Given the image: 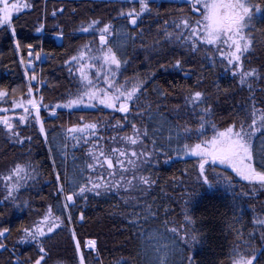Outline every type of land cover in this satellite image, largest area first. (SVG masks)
Listing matches in <instances>:
<instances>
[{
	"label": "snow or ice",
	"instance_id": "6c2138e0",
	"mask_svg": "<svg viewBox=\"0 0 264 264\" xmlns=\"http://www.w3.org/2000/svg\"><path fill=\"white\" fill-rule=\"evenodd\" d=\"M133 5L125 11L121 8L118 17L127 20L133 29H138L139 24L145 15H151L155 0H126ZM175 4L186 5L188 11L183 8L178 11L181 15L173 19L171 24L167 19L163 22V28L159 30L163 38V43L176 45L184 50L180 58H175L174 62L160 63L159 68L167 71L169 68L182 72L185 77L190 76L191 70L186 69L187 59L184 57L188 53L197 54L203 51L204 58L213 67L216 64V57L209 53L214 49L219 54L220 61L224 64L226 72H230L233 78L238 77L241 87L247 86L252 95L249 98L250 110L246 111L243 118L239 114L226 126L218 127L212 120L215 107L210 102L211 96L201 89L202 79L197 78L195 85L181 87L184 93V104H177L174 108L177 121L181 118V109H186L190 114L198 118V125L192 127L187 122L181 126L178 122L172 124L167 121L163 113H149L150 120L162 121V126L167 125L170 131L175 132V141L178 144L176 149L171 148L173 136L169 135L167 149L164 144L157 142L155 138L151 143V149L144 143L143 137L149 135L147 129L143 131L134 122L135 117H142L145 105L141 103L142 97L147 91L146 85L150 78H155L157 73H150L149 79L140 77H120L126 71L128 60L125 58L124 46L119 40H111L112 36L122 35L124 39L135 42L136 33H117L114 25L109 21L101 19H91L82 22L77 31L82 33H92L96 40L83 44L74 55L64 61L70 76L77 81V91L71 94L66 102L54 105L49 115L56 116L57 108L73 109L80 107L96 108L98 105L113 112L124 114L121 120H117L113 129H121L125 124H129L132 130L131 135L113 136V142L119 141L122 147H112L107 152L102 148H97V153L89 152L93 163L87 164L89 175H83V169L79 173L62 174L56 171L55 160H53V172L55 173V185L58 193L57 203L49 204L38 219L32 221L30 225L24 226L19 231L20 237L16 244H32L35 247V256H30L25 260H20L16 253V245L11 249L0 239V251H7L16 259L10 264H48L51 258V249L47 246V241L53 239L59 231L68 230L70 239L74 245L76 264H103L99 256L97 241L95 239L81 240L77 236L74 225L85 220V214L78 209L77 201L82 199L85 202L89 199V194L94 197L108 196L116 194L120 196L126 207L133 209L141 208L143 211H132L129 214L128 223L130 227L138 228V236L143 246V255L146 264H174L172 257L179 252L183 254L184 249L181 243L188 249H193L204 239V234L196 227V220L189 214L187 206L194 201V198L201 193L197 188L186 189L184 199L185 208L183 210V222L178 226L169 227V221L165 219L161 227H152L147 230L141 226V220L147 223L149 219H155L157 213L152 210V204H141L142 197H147L156 180L151 174L144 175L147 171L144 165H151L153 161L156 165L160 163L159 157L163 155L164 164L173 159L170 152H175L178 156L196 158V184L201 188H206L213 192L220 188L232 195L235 201L240 196H248L249 192H236V185L232 177L225 173L217 172V166H224L231 169L240 181L251 186V194L258 190L264 191V149L257 151L254 146V138L257 133L264 137V100L259 101V106L253 91V82L264 79L260 71L255 67H245V62L252 55L254 48L255 29L254 18L257 13L264 12L261 4L253 0H170ZM47 3V0H45ZM138 4L139 8L135 7ZM33 7L27 0H0V28L10 30L13 38L16 36V29L13 26L14 14L22 9ZM75 11V10H73ZM63 14L64 8L53 9L52 17ZM156 16H160L159 5L156 6ZM41 23L36 28V32L44 30ZM172 28V31L168 29ZM52 35L57 40L66 38L62 27L57 26ZM139 35L143 37V29L139 30ZM98 42V47H92ZM146 50L156 49L161 46V39H155L151 45L145 41L142 45ZM28 55L33 56V45H27ZM20 42L16 41V49L19 50ZM175 51V49H173ZM40 52L35 53V59L39 60ZM24 61L21 60V64ZM31 64V61H29ZM203 67V65L201 66ZM25 78L28 80L26 96L11 100V108H0V113L15 112L22 109V114L18 116L0 115V125L8 136L9 142L23 145L25 142L31 143V136H23L18 129L20 125H26L29 117H32L36 125H39V132L44 136L45 142L48 137L45 132L44 121L41 118V106L43 97L39 100L33 95L32 81L37 80L35 70L29 75L25 70ZM42 83V81H40ZM173 87V91H175ZM15 92V89L12 90ZM226 89H220L217 85V95L226 94ZM160 97L167 98L169 93L157 90ZM9 96V92L0 89V99ZM87 100V103L85 102ZM46 109L47 105H43ZM151 108V105H147ZM159 108V105H157ZM136 110L133 115V110ZM129 116H133L130 120ZM123 121V123H122ZM209 130L211 134L209 135ZM98 125L96 123L72 126L67 129L70 138L77 144L83 140L89 142V136H97ZM80 134V135H76ZM55 139V137H53ZM103 137H97V141ZM194 141V142H189ZM139 149V150H137ZM51 152V149H49ZM181 156V158H183ZM212 170L210 178L208 169ZM101 169L102 171H97ZM37 167L30 159L23 162H14L13 166L6 173L0 174V183H3L5 195L0 204L11 203L16 208L29 207L28 201H20L19 193L22 188L27 187L29 180H34ZM121 193L125 195H121ZM19 201V202H17ZM74 210H79V216H74ZM168 209H165L167 214ZM254 224L264 228V219L253 221ZM9 228H0V238L7 239L6 233L10 234ZM256 233L248 234L244 238L243 232L236 230V241L226 259L218 260L217 264H259L258 254L264 255V250L257 248L253 242ZM177 237L179 239H177ZM260 240L264 244V231L260 233ZM91 257V260H89ZM197 264L195 257L191 254L183 256L181 264ZM57 264H64L62 260ZM116 264H128L126 260H118Z\"/></svg>",
	"mask_w": 264,
	"mask_h": 264
},
{
	"label": "trees",
	"instance_id": "16d2710c",
	"mask_svg": "<svg viewBox=\"0 0 264 264\" xmlns=\"http://www.w3.org/2000/svg\"><path fill=\"white\" fill-rule=\"evenodd\" d=\"M27 2L33 7L26 9L13 19V26L16 29L15 38L12 37L10 30L0 29L2 41L0 89L9 92V96L6 97L8 102L13 98L19 99L26 96L29 83L25 78L27 45L32 44L45 56V63L39 72L40 86L38 88L40 97H43L40 114L44 121L48 142L46 143L44 136L38 133L39 127L35 123L26 127H18L21 133H25L23 136L32 137L31 143L23 144L22 155L24 160L30 159L36 165L38 173L35 175V182L28 183L24 188L26 192L24 200L28 201L29 207L24 208L22 218L13 229V235L16 238L11 246L15 244L16 253L21 254L23 258L35 256L36 250L32 244H16L21 235V232L18 233L17 230L38 219L49 204L57 203L58 193L53 172V160H55L56 171L62 174V179L65 171L71 175L74 172L79 173L81 169H83V175L88 176L87 164L94 162L89 152L97 153V148H102L107 152L112 147H122L123 145L119 141L113 142L111 138L132 134L129 124H125V127L121 129L112 127L117 120L122 119L124 114L101 106L96 108H57L56 116L49 115L54 105L66 102L70 95L77 91V81L70 76L64 61L74 55L83 44L96 40L92 33L77 31L82 22L101 19L105 22L110 21L117 33H136L135 42L124 39L122 35L112 36L110 39L119 40L123 44L125 58L128 60V64L125 66L126 71H123V75L120 77L121 80L125 77L149 79L151 72L156 71L157 73L155 78L149 79L146 85L147 91L142 97L141 103L145 105L144 114L142 117L134 119L142 131L147 129L149 135L143 137V140L149 149L153 147L151 143L153 138L158 143L164 144L167 149L170 143L169 135L173 136L171 148L178 147L175 141V132L170 131L167 125L162 126L163 122L158 119L150 120V112L153 114L163 113L167 121L172 124L178 122L183 126L187 122L192 127L198 125V118L194 114H190L188 110L181 109L179 121H177L174 111L177 104L182 106L184 104V93L180 90L181 87L195 85L198 77L202 79L200 90L211 96L210 102L215 107L212 120L218 127L226 126L237 117V114L243 118L245 112L250 110L249 98L252 95L246 85L243 87L239 85L238 77L233 78L230 72L225 71L224 64L214 49L209 54L216 57L215 67L204 58L203 51L197 54L188 53L184 57L188 61L186 69H190L192 73L188 77L171 68L167 71L159 68L160 63L174 62V59L180 58L184 51L176 45L164 44L159 30L163 28L165 19L171 24L173 19L181 15L178 11L179 8H183L186 13L188 11L186 5L175 4L170 0H155L151 15H145L139 28L133 29L127 20L118 17V11L121 8L127 11L133 6L126 0H47V3L45 0H27ZM253 2L261 4V7L264 8V0H253ZM157 5H159V17L155 14ZM61 7L64 8V13H58L55 18L52 17L53 9ZM135 7L138 10V4ZM262 19L260 31L258 25L255 24L253 31L255 46L252 55L245 62V67L261 69L260 75L264 77V12ZM41 23L45 27L42 32L38 33L36 28ZM57 26L63 28L66 36L62 40L61 46H57V39L52 35ZM140 29H143V37L139 35ZM168 30L172 31V28ZM158 38L161 39V46L154 50H146L141 46L145 41L151 45ZM17 40L20 42L19 50L16 49ZM259 44L260 49L258 48ZM92 47H98V42L93 43ZM21 60L24 61L23 64H21ZM202 65L203 67H201ZM217 85L220 89H226V94L217 95ZM173 87H175V91H173ZM13 89L15 92H12ZM157 90L167 91L169 95L167 98L160 97ZM253 91L259 106V101L264 100V79L253 82ZM43 105H47L48 108L46 109ZM147 105H151V108H148ZM135 111L134 109L133 115ZM129 119L132 120L133 116H129ZM82 123H96L98 125L97 136L88 138V143L81 140L77 144L69 137L67 129ZM33 132L35 133L33 134ZM97 137H103V139L97 141ZM253 143L257 151L264 149V137H261L260 133H257ZM12 146L20 148L21 145H9V148ZM170 154L173 159L167 164L163 163L165 157L161 155L158 165L154 161L151 165H144L147 171H144L143 174H151L156 180V184L152 186L147 197L141 198L140 203L152 204V210L157 213L156 218L149 219L147 223L141 220L142 228L147 230L152 227H161L162 229L165 219L169 221V227L178 226L183 222L186 189L191 190L195 187L201 193L187 208L189 214L196 220L195 227L204 234V239L193 249H188L181 243L180 247L184 251L183 254L177 252L172 257L174 264H181L183 256L189 254L195 257L197 264H217L218 260L226 259L236 241V230L242 231L245 239L249 233L255 232L256 236L253 242L257 248L264 250V244L260 240V233L264 231V228L261 230V226L253 223L254 220L261 217L260 190L251 194V186L232 178L237 193L249 192L250 194L240 196L234 201L232 195L224 191L223 188L209 192L206 188H201L196 184V158L183 156L182 153L179 156L175 152H170ZM97 171L102 170L97 169ZM208 173L211 178L212 170L208 169ZM121 195L125 194L121 193ZM261 199L264 211V192ZM77 204L78 209L85 214V220L82 223L78 221L74 225L77 236L82 241L87 239L97 241L99 256L103 260V264H116V261L121 259L128 261V264H146L143 246L138 236L140 229L130 227L128 223L129 214L132 211L141 212L143 209L126 207L120 196L116 194L101 197L89 194L87 202L78 199ZM165 209H168L167 214ZM79 210H74V216H79ZM58 233L54 235L53 239L47 241V246L51 249V258L48 264L59 260H68L69 262L75 260L70 232L58 230ZM177 239L179 238L177 237ZM262 257L264 258V255H261ZM11 260H14V257L10 253H0V264H10Z\"/></svg>",
	"mask_w": 264,
	"mask_h": 264
},
{
	"label": "flooded vegetation",
	"instance_id": "af4514ba",
	"mask_svg": "<svg viewBox=\"0 0 264 264\" xmlns=\"http://www.w3.org/2000/svg\"><path fill=\"white\" fill-rule=\"evenodd\" d=\"M263 19H258L256 20L255 24L258 25V30L260 31V24L262 23ZM259 39H260V36H259ZM258 48L260 49V44L258 45ZM2 50V44H1V49ZM33 56H32V59H31V63L33 64V70H35V73L37 75V80L36 81H32V85L34 86L33 87V95L35 96V98L37 100L40 99V95H39V86H40V83H39V72L42 70L43 68V65L45 63V60H44V54L40 51L37 50V48L35 46H33ZM28 52H29V49L27 47V50H26V59H27V62H26V65L28 64ZM36 52H40L41 53V57L39 60H36L35 59V53ZM27 70H28V65H27ZM259 71L261 69H258ZM32 71H29V75H31ZM11 108V101L8 102V101H2L0 102V108ZM22 114V109H16L15 112H8V113H0V115H9V116H18ZM33 123H35L34 119L32 117L29 118V121L26 125H20L22 127H26L27 125H32ZM19 127V126H18ZM37 127H39V125H37ZM35 132H33L34 134ZM39 133V132H38ZM37 133V134H38ZM22 135H24L25 133H21ZM9 145H15L11 142H9L8 140V136L6 134V132L3 130V125H0V174H4L7 172V170L9 168H11L13 166V163L14 162H23L24 161V156L22 155V152L24 150L23 148V145L20 146V148L18 147H13L12 148H9ZM16 145H19V144H16ZM211 169V168H209ZM217 171L221 172V173H225L226 175H229L231 176L232 178H234L235 180L241 182V183H246V182H243V181H240L238 177H236L235 173H233L231 171V169H227L225 168L224 166H217ZM35 182V180H29L27 182L28 183H33ZM263 192L264 191H260V216L261 217H264V211H263V201H262V195H263ZM5 190H4V185L3 183H0V200H3V197L5 195ZM26 195V192H25V189L22 188L20 193H19V198H22L23 199L25 198L24 196ZM19 202V201H17ZM15 209V206H13L11 203L9 202H5V204H0V228H9L11 231H10V234L9 233H6V237L7 239H4V238H0V239H3V241L8 245V248L11 249L12 246L11 244H13V241L15 240L16 236L13 235V229L15 227V224L18 223L20 221V219L22 218L23 216V212H24V208L19 211H16ZM263 228L261 227V230ZM260 230V232H261ZM18 233L19 230H17ZM18 236V235H17ZM0 253H9L7 251H0ZM17 256L20 260H25L26 258H23L21 254H18L17 253ZM14 259H16V257H14ZM258 261H259V264H260V260L258 258ZM55 263V262H53ZM51 263V264H53Z\"/></svg>",
	"mask_w": 264,
	"mask_h": 264
},
{
	"label": "rangeland",
	"instance_id": "374dc122",
	"mask_svg": "<svg viewBox=\"0 0 264 264\" xmlns=\"http://www.w3.org/2000/svg\"><path fill=\"white\" fill-rule=\"evenodd\" d=\"M10 2H16V0H10ZM138 8H139V5H138ZM26 9H22L19 13H16V14H14V17H16V16H18L20 13H22L23 11H25ZM262 13L263 12H261V13H257L256 15H255V18H254V23L256 22V20H258V19H261L262 18ZM0 29H2V28H0ZM1 43H2V41H1V36H0V49H1ZM1 51V50H0ZM29 60V59H28ZM29 61H31V60H29ZM29 61H28V63H29ZM27 62V61H26ZM2 101H7V98L5 97L4 99H0V102H2ZM86 103H87V100L85 101ZM98 106H100V105H98ZM80 107H85V106H83V105H81ZM101 107H103V106H101ZM78 108V107H77ZM30 118V117H29ZM29 121V120H28ZM82 124H90V123H82ZM82 124H80V125H82ZM79 126V125H78ZM38 132H39V129H38ZM40 133V132H39ZM69 134V133H68ZM72 134H69V137L71 136ZM76 135H80V134H76ZM90 137H93V136H89V138ZM25 197V196H24ZM25 199V198H24ZM23 199V197L22 198H20V201H23L24 200ZM15 209H16V211H19L20 210V208H16L15 207ZM15 211V212H16ZM260 219H264V217H260ZM258 258H260L259 260H260V264H264V258L262 257L261 258V255H259L258 254ZM89 260H91V259H89ZM64 262V264H76V260H74V261H71V262H69L68 260H66V261H63ZM53 264H57V262H55V263H53Z\"/></svg>",
	"mask_w": 264,
	"mask_h": 264
},
{
	"label": "water",
	"instance_id": "95a60500",
	"mask_svg": "<svg viewBox=\"0 0 264 264\" xmlns=\"http://www.w3.org/2000/svg\"><path fill=\"white\" fill-rule=\"evenodd\" d=\"M62 45V40H57V46H61ZM29 58V60H31L32 59V56L30 57H28ZM44 60H45V56H44ZM28 65V70L29 71H32V69H33V64L31 63V64H27ZM80 223H82V222H80Z\"/></svg>",
	"mask_w": 264,
	"mask_h": 264
}]
</instances>
